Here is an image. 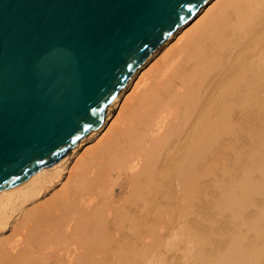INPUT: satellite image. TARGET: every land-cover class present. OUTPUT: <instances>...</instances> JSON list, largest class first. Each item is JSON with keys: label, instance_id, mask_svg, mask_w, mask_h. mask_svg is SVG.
Segmentation results:
<instances>
[{"label": "bare ground", "instance_id": "obj_1", "mask_svg": "<svg viewBox=\"0 0 264 264\" xmlns=\"http://www.w3.org/2000/svg\"><path fill=\"white\" fill-rule=\"evenodd\" d=\"M165 232L180 264H264V0H207L99 127L0 191V264H156Z\"/></svg>", "mask_w": 264, "mask_h": 264}, {"label": "water", "instance_id": "obj_2", "mask_svg": "<svg viewBox=\"0 0 264 264\" xmlns=\"http://www.w3.org/2000/svg\"><path fill=\"white\" fill-rule=\"evenodd\" d=\"M207 0H0V191L61 162Z\"/></svg>", "mask_w": 264, "mask_h": 264}, {"label": "rangeland", "instance_id": "obj_3", "mask_svg": "<svg viewBox=\"0 0 264 264\" xmlns=\"http://www.w3.org/2000/svg\"><path fill=\"white\" fill-rule=\"evenodd\" d=\"M160 52H162V50H160V51H159L154 57H158V55L161 54ZM130 88H131V86H130V87L128 86V87L126 88L125 94H128V93L130 92ZM120 103H121V102H118L117 105H114V106H113V108H112V110H111V113H110L111 119L108 121V124H109V123L111 122V120L116 116V114H117V112H118V109H119V106H120ZM97 139H98V137H93V138H90L88 141H86L85 144H84V146H82V147L77 151V154H76L73 158H71V160H70V164H69V165L71 166L72 163H74V161H75L74 158H76V156H77V158H78V157L81 155V152L83 153V151H84L86 148L89 149L91 146L93 147V146L95 145L94 143H96V140H97ZM92 147H91V148H92ZM87 149H86V150H87ZM78 155H79V156H78ZM77 160H78V159H77ZM70 166H69V167H70ZM59 187H60V185L57 184L55 190L58 189ZM47 196L49 197V194H48ZM47 196H45L46 199H47ZM45 197H44V198H45ZM42 201H43V199H42ZM40 202H41V201H40ZM6 234H7V233H6ZM165 235H166V236H165ZM164 236H165L166 239H167V238H169V237L171 238L172 235H170V234L168 235V234L165 232ZM167 236H169V237H167ZM170 238L167 239V240L164 238V239H165L164 242L166 243V241H167L168 244H167V243H166V244L164 243L163 245H164L165 247L162 245V248H163V249L160 248V249L158 250V251L160 252L161 249H162V252H163V253H164V250H166V251H167V250H170L169 252H166V251H165L167 257L165 256V254L163 255V253H161L162 256H160V253H159L158 251H157L158 254H157V253L155 254V255H158L157 257H155V258L157 259L156 261H155V258H154V256H153L152 261L155 262V263L158 261L156 264H169V262H170V264H174V263H175V264H180V262H182V261H180L181 258H179V257L176 258L175 255H176V253H178V251H179L180 255H178V256L181 257V256L183 255L182 252H184L183 250H185V253H186V248L184 249V248L182 247V244H184V243H182V244H177V243H176V244L173 245V242H174V241L172 242V239H170ZM170 243H171V245H170ZM169 245L171 246L172 250L174 249V250L177 251V252H175L174 250L172 251ZM177 245H178V246H177ZM183 246L186 247V245H183ZM167 247H169V248H167ZM177 247H178V248H177ZM164 248H165V249H164ZM180 248H181V250H180ZM182 248H183V249H182ZM170 253H172V254L169 255ZM179 253H178V254H179ZM164 256H165V257H164ZM168 256H169V257H168ZM171 256H172L173 258H171ZM176 256H177V255H176ZM158 257H159V259H158ZM160 257H161L162 260L160 259ZM162 257H164V258H162ZM174 257H175V259H174ZM168 258H169V260H168ZM178 258H179V259H178ZM166 260H168V261H166ZM173 260H174V262H173ZM178 260H179V262H177ZM181 260H182V259H181ZM159 261H160V263H159ZM175 261H176V262H175ZM165 262H166V263H165ZM167 262H168V263H167Z\"/></svg>", "mask_w": 264, "mask_h": 264}]
</instances>
